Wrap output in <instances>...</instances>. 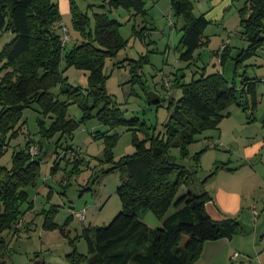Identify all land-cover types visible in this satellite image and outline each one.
I'll return each mask as SVG.
<instances>
[{"label":"rangeland","instance_id":"1","mask_svg":"<svg viewBox=\"0 0 264 264\" xmlns=\"http://www.w3.org/2000/svg\"><path fill=\"white\" fill-rule=\"evenodd\" d=\"M144 1L146 16H135L133 11L122 8L110 10L109 0H75L92 21L95 14L107 13L122 23L119 32L128 43L116 57L105 61L106 90L125 119L138 118L150 128V135H158L164 133L170 114L182 95L174 86L176 79L188 83L202 74L220 72L240 91L244 87L248 91L251 84L254 86L259 102L256 108H250V103L245 111L231 102L222 112L225 117L218 126L204 130L188 146L187 157H183L178 148L171 149V154L188 171L195 173L192 192L195 195L207 192L212 197L208 204L211 215L219 220L232 219L239 226V233L229 240L230 243L223 241L226 239L209 241L207 247L214 246L215 256H218L215 263L212 261L214 254L206 249L195 264H264V46L253 58L236 61L241 51L250 45L241 26L240 10L245 1L193 0L194 14H206L211 22L204 32L206 44L197 50L193 62L179 59L183 22L174 16L171 0ZM53 2L59 4L62 23L70 30L72 41L67 47L70 50L81 42L72 26L70 0ZM146 26L150 30L143 34ZM56 30L61 33L58 28ZM13 38L11 33L0 36V51ZM227 46L231 50L230 57L222 66L221 51ZM134 66L140 67L137 80L131 72ZM62 69H66L64 63ZM64 75L71 86L87 88V71L71 67ZM166 82L170 85L166 86ZM52 93L61 101H67V97L61 95L60 86ZM247 96L252 100L250 93ZM153 98H158L160 104L155 105ZM241 101L245 104L246 98ZM68 114L77 122L83 118L76 104L69 106ZM22 115L17 125L19 135L10 142L0 165L10 168L13 153L25 149L31 140L32 148L39 150L35 157L40 160L41 169L37 184L27 189L33 207L23 206L25 214L18 222L22 223V229L16 236L12 232L4 233L9 243L4 264H70L68 256L76 251L83 257L88 256L83 229L106 226L122 210L116 193L121 183L120 173H106L113 165L106 161L104 140L93 137V133L105 132L109 127L95 118L82 123L72 138L58 133L44 140L38 121H44L47 129L52 121L45 119L36 105L26 108ZM116 133L119 138L113 148L114 163L135 152L133 130L120 126L111 131V134ZM136 135L141 140L147 138L142 129L136 131ZM72 150L78 153V169L69 164L75 156ZM56 165H59L57 169ZM182 192H187L186 188L182 187ZM53 210L56 212L51 218ZM174 211L172 207L168 214ZM139 217L151 228L162 227V222L151 212H142ZM187 240L188 236H183L181 244ZM235 253L239 255L236 259Z\"/></svg>","mask_w":264,"mask_h":264},{"label":"trees","instance_id":"2","mask_svg":"<svg viewBox=\"0 0 264 264\" xmlns=\"http://www.w3.org/2000/svg\"><path fill=\"white\" fill-rule=\"evenodd\" d=\"M244 1L245 6L240 10L241 26L250 45L237 56L238 63L253 58L264 46V0ZM107 7L133 11L135 16L147 15L144 0H109ZM171 9L183 22L179 59L193 62L197 50L206 44L204 32L211 22L206 14H194L193 0H171ZM70 10L73 29L81 42L67 50L72 37L69 28L62 23L58 3L53 0H0V36L4 33L14 35L0 51V159L8 151L12 139L18 137L17 125L26 108L36 105L39 113L52 121L48 129L44 121H38L44 140L58 133L72 138L82 123L96 118L109 127L105 132L93 133V137L104 140L106 161L113 165L106 173H120L121 183L116 193L122 210L106 226L83 229L88 256L83 257L76 251L68 256L70 264L85 261L88 264H195L207 242L231 240L239 233V226L232 219L219 220L211 215L208 204L212 197L207 192L199 195L192 192L195 173L178 163L171 149L178 148L182 156L187 157L188 146L204 130L218 126L225 117L222 112L231 102L245 111L249 107L256 108L259 102L255 88L251 84L248 91L245 87L240 91L220 72L202 74L188 83L176 79L174 86L182 95L170 114L164 133L150 135V128L138 118H124L105 87L108 79L104 72L106 59L116 57L128 43L119 32L122 23L107 13L95 14L92 21L75 0H70ZM62 25L70 36L66 43L62 41ZM57 28L61 33H57ZM145 30L150 29L144 27L143 34ZM136 33L134 30V37ZM230 51L228 46L222 49V66L228 61ZM63 63L65 70L74 67L88 72L86 89L69 84ZM131 72L134 80L140 78L139 66L131 67ZM57 86L67 101H61L52 93ZM247 93L252 95V100ZM243 97L245 104L241 101ZM72 104L83 112L80 122L69 118L68 108ZM159 104L160 101L155 103ZM120 126L133 130L135 152L114 163L113 148L119 135L111 131ZM141 129L147 134L144 140L136 135ZM31 143L28 141L25 149L13 153L10 168L0 165V264L5 263L9 251L4 233L18 235L22 229V223L18 222L25 214L23 206L33 207L27 189L37 184L41 162L29 153ZM70 149L68 147L67 151ZM72 152L75 156L69 164L78 169V153ZM63 158L66 159L67 154ZM61 160H57L59 165ZM182 187L187 192L180 193ZM172 207L175 211L168 214ZM55 212H50L51 218ZM142 212L153 213L162 227H149L139 217ZM183 236H188L184 245L181 244Z\"/></svg>","mask_w":264,"mask_h":264},{"label":"built area","instance_id":"3","mask_svg":"<svg viewBox=\"0 0 264 264\" xmlns=\"http://www.w3.org/2000/svg\"><path fill=\"white\" fill-rule=\"evenodd\" d=\"M61 27H62V29H63V38H62V41H63L64 43H66V42L69 41L70 36H69V33H68L67 28L64 27L63 25H62ZM38 153H39L38 148H32V147H31V149H30V154H31L32 156H35V155H37ZM81 214H82V216H83V218H84V216H85V212L83 211V212H81ZM81 218H82V217H81ZM81 218H80V219H81ZM81 221L84 222V220H81ZM238 256H239V255H238L237 253H235V255H234V259L238 258Z\"/></svg>","mask_w":264,"mask_h":264},{"label":"crops","instance_id":"4","mask_svg":"<svg viewBox=\"0 0 264 264\" xmlns=\"http://www.w3.org/2000/svg\"><path fill=\"white\" fill-rule=\"evenodd\" d=\"M212 202V201H211ZM223 241H228L229 243H230V241L229 240H223ZM209 243L210 242H207L206 244H205V246H204V250H203V252H205L206 251V249H208L210 252H212L214 255L212 256V261L215 263L216 262V260H217V255L215 256V249H214V246H209V247H207V245H209ZM215 245V244H214Z\"/></svg>","mask_w":264,"mask_h":264},{"label":"water","instance_id":"5","mask_svg":"<svg viewBox=\"0 0 264 264\" xmlns=\"http://www.w3.org/2000/svg\"><path fill=\"white\" fill-rule=\"evenodd\" d=\"M152 101H153V103L155 104V103L159 102V99H158V98H156V99H155V98H153V100H152Z\"/></svg>","mask_w":264,"mask_h":264}]
</instances>
